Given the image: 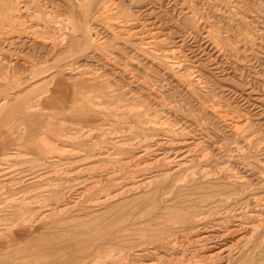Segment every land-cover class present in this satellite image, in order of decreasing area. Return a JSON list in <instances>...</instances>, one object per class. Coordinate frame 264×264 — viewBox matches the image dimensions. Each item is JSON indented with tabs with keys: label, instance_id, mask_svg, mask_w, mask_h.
Masks as SVG:
<instances>
[{
	"label": "rangeland",
	"instance_id": "1",
	"mask_svg": "<svg viewBox=\"0 0 264 264\" xmlns=\"http://www.w3.org/2000/svg\"><path fill=\"white\" fill-rule=\"evenodd\" d=\"M0 171V264H264V0H0Z\"/></svg>",
	"mask_w": 264,
	"mask_h": 264
},
{
	"label": "bare ground",
	"instance_id": "2",
	"mask_svg": "<svg viewBox=\"0 0 264 264\" xmlns=\"http://www.w3.org/2000/svg\"><path fill=\"white\" fill-rule=\"evenodd\" d=\"M22 6V5H21ZM18 9V8H17ZM21 9V8H20ZM19 9V10H20ZM16 10V9H15ZM23 11V10H22ZM50 12V11H49ZM16 13V12H15ZM58 22V21H57ZM32 24V23H31ZM34 26V25H33ZM30 27V26H29ZM65 27V26H64ZM37 31V30H36ZM65 33V32H64ZM60 36H63V35H60ZM25 37V36H24ZM29 37V36H28ZM53 39V38H52ZM67 40V39H66ZM87 40V39H86ZM59 41V40H58ZM61 41V40H60ZM54 43H55V41H54ZM86 43V42H85ZM62 44V43H61ZM66 44V43H65ZM48 46V45H47ZM51 48V47H50ZM48 52V51H47ZM43 56H44V54H43ZM10 59V58H9ZM21 62V61H20ZM26 64H28V63H26ZM56 64V63H55ZM56 65H58V64H56ZM45 66V65H44ZM54 66V65H53ZM28 69V68H27ZM23 71V70H22ZM54 77V76H53ZM57 77V76H56ZM56 80H58V79H52V81H56ZM59 81H56V83H55V86H56V84L58 83ZM95 84L96 83H94L93 85L95 86ZM99 84V83H98ZM52 93H54L53 91H52ZM51 93V94H52ZM54 95V94H53ZM155 97V96H154ZM143 113H144V111H143ZM174 113V112H173ZM142 115V114H141ZM136 116H138V115H136ZM135 116V117H136ZM172 118V117H171ZM144 119L146 120L147 118H145L144 117ZM162 119V118H161ZM151 120V119H150ZM139 122V121H138ZM145 122V121H144ZM147 122V121H146ZM156 122V121H155ZM132 123H133V121H132ZM139 124V123H138ZM138 124H136L137 126H139ZM191 124H192V122H191ZM141 125H143V124H141ZM140 125V126H141ZM135 126V125H134ZM143 127V126H142ZM145 128V127H144ZM155 128V127H154ZM157 128V127H156ZM130 129V128H129ZM153 129V128H152ZM163 129V128H162ZM92 130V129H91ZM137 130V129H136ZM141 130V129H140ZM173 130V129H172ZM175 130V129H174ZM230 130V129H229ZM147 131V130H146ZM152 131V130H151ZM159 131V130H158ZM89 132H90V129H89ZM92 132V131H91ZM136 132V131H135ZM137 132H140V131H137ZM148 132V131H147ZM105 133H107V132H105ZM133 133V132H132ZM104 134V133H103ZM134 134V133H133ZM142 133H140L139 135H141ZM147 134V133H146ZM149 134H151V132L149 133ZM148 134V135H149ZM135 135V134H134ZM143 135V134H142ZM152 135V134H151ZM94 136V135H93ZM236 136V135H235ZM83 138V137H82ZM90 138V137H89ZM147 138H149V137H147ZM85 139V138H84ZM130 139V138H129ZM125 140V139H124ZM123 140V141H124ZM128 140V139H127ZM132 140H133V138H131V142H132ZM148 140V139H147ZM150 140H152L151 138H150ZM158 140V139H157ZM86 141V140H85ZM120 141V140H119ZM122 142V141H121ZM140 142V141H139ZM149 142V141H148ZM78 143V142H77ZM88 143V142H87ZM147 143V142H146ZM151 143V142H150ZM163 143V142H162ZM145 144V143H144ZM144 144H142L143 146H144ZM87 145V144H86ZM129 145V144H128ZM207 145V144H206ZM89 146V145H88ZM119 146V145H118ZM118 146H116L117 148H118ZM131 146V145H130ZM134 146V145H133ZM219 147V146H218ZM121 148H123V147H121ZM111 149V148H110ZM208 149V148H207ZM88 150V149H87ZM87 150H86V152H87ZM90 150V149H89ZM120 150V149H119ZM124 151H126V150H124ZM128 151V150H127ZM178 151V150H177ZM146 152H148L149 153V151H146ZM96 153V152H95ZM143 153V152H142ZM145 154V153H144ZM143 158V157H142ZM127 159V158H126ZM119 160V159H118ZM128 160V159H127ZM117 161V160H116ZM121 162H123V161H121ZM133 162V161H132ZM124 163V162H123ZM137 163V162H136ZM119 165V164H118ZM123 165V164H122ZM125 165H126V163H125ZM145 165V164H144ZM208 165V164H207ZM49 167V166H48ZM125 168V167H124ZM141 168V167H140ZM139 168V169H140ZM120 169H122V167L120 168ZM129 169V168H128ZM131 169H133V168H131ZM138 169V168H137ZM134 170V169H133ZM136 170V169H135ZM134 170V171H135ZM141 170H143V169H141ZM128 171H130V169L128 170ZM159 171V170H158ZM1 172V171H0ZM132 172V171H131ZM163 173V172H162ZM10 174V173H9ZM157 174V173H156ZM164 174V173H163ZM1 175V174H0ZM165 175V174H164ZM167 175V174H166ZM105 176V175H104ZM160 176V175H159ZM161 176H163V175H161ZM112 177V176H111ZM117 177V176H116ZM144 178H146V177H144ZM111 179V178H110ZM58 182V181H57ZM107 183V182H106ZM98 184V183H97ZM141 184H142V182H141ZM59 187H61L60 185H59ZM55 188H57V187H55ZM62 188V187H61ZM110 188V187H109ZM125 188V187H124ZM58 189V188H57ZM96 189V188H95ZM112 189V188H111ZM7 190H8V188H7ZM10 190V189H9ZM70 190V189H69ZM87 190V189H86ZM89 190V189H88ZM90 190H92V189H90ZM110 190V189H109ZM210 190H214V189H210ZM209 190V191H210ZM6 191V190H5ZM50 191V190H49ZM56 192H53V193H51V194H53V195H55V197H58V195H63V193L60 191V190H55ZM99 191H101V190H99ZM52 192V191H51ZM111 193V192H110ZM217 194H218V192H216ZM99 194V193H98ZM101 194V193H100ZM104 194V193H103ZM116 194V193H115ZM217 194H215V195H217ZM64 195H65V193H64ZM97 195V194H96ZM113 195H114V193H113ZM207 195V194H206ZM82 196V195H81ZM100 196V195H99ZM106 196V195H105ZM211 196H213V195H211ZM203 197V196H202ZM205 197V196H204ZM53 198V197H52ZM51 198V199H52ZM136 198V197H135ZM212 198H214V197H212ZM217 198V197H216ZM26 199V198H25ZM47 199V198H46ZM79 199V198H78ZM81 199V198H80ZM98 199V198H97ZM97 199H96V201H97ZM105 199V198H104ZM103 199V200H104ZM206 199V198H205ZM215 199V198H214ZM223 199V200H222ZM221 199V201L222 202H224V198H222ZM225 199H227V198H225ZM36 200V199H35ZM56 200V199H55ZM53 201V200H52ZM58 201V200H57ZM61 201H63V199L61 200ZM65 201V200H64ZM100 201V200H99ZM197 201V200H196ZM205 201V200H204ZM218 201V200H217ZM219 202V201H218ZM107 203V202H106ZM211 203V202H210ZM29 204H31V203H29ZM77 204V203H76ZM208 204V203H207ZM27 205V204H26ZM25 205V208H23V209H21L20 211H21V216H23V215H26V214H28L29 212H28V210H27V206ZM47 205H49V204H47ZM51 205V204H50ZM53 205V204H52ZM55 205V204H54ZM66 205V204H65ZM211 205H212V203H211ZM220 205V204H219ZM23 206V205H22ZM44 206V205H43ZM221 206H224L223 204L221 205ZM220 206V207H221ZM30 207V206H29ZM212 207V206H211ZM214 207V206H213ZM30 209V208H29ZM43 209V208H42ZM61 209V208H60ZM64 209V208H63ZM187 209V208H186ZM212 209V208H211ZM34 210V209H33ZM53 210V209H52ZM59 210V209H58ZM188 210V209H187ZM206 210V209H205ZM29 211H31V210H29ZM40 211V210H39ZM182 211V210H181ZM190 211H192V210H190ZM28 212V213H27ZM54 212V211H53ZM2 213V212H1ZM32 213V215H33V212H31ZM31 213H29V214H31ZM191 213V212H190ZM196 213V212H195ZM182 214H179V216H181ZM191 215H192V213H191ZM194 215V214H193ZM197 216V215H196ZM193 217V216H192ZM189 218V217H188ZM206 219H207V217H205ZM5 219V218H4ZM26 219V218H25ZM30 219V218H29ZM176 219V218H175ZM186 219V218H185ZM188 220V219H187ZM190 220V219H189ZM60 221V220H59ZM182 221H184V220H181V223H182ZM256 221V220H255ZM180 222V221H179ZM189 222V221H188ZM13 223H15V222H13ZM49 223V222H48ZM216 223V222H215ZM95 224V223H94ZM168 223H166V225H167ZM172 223H170L169 225H171ZM132 225V224H131ZM203 225V224H202ZM65 226V225H64ZM180 226H182V224L181 225H179V228H181ZM185 226H188L187 224L185 225ZM184 226V227H185ZM192 226V225H191ZM200 226V225H199ZM198 226V227H199ZM205 226V225H204ZM165 227V226H164ZM170 227V226H169ZM172 227V226H171ZM183 227V226H182ZM196 227H197V225H196ZM197 227V228H198ZM207 227V226H206ZM173 228V227H172ZM175 228V227H174ZM173 228V229H174ZM194 228V227H193ZM196 228V229H197ZM200 228V227H199ZM170 229V228H169ZM176 229V228H175ZM182 229V228H181ZM184 229V228H183ZM201 229V228H200ZM200 229L198 230V231H200ZM164 230V229H163ZM190 230V229H189ZM204 230H205V228H204ZM207 230V229H206ZM216 230V229H215ZM113 231V230H112ZM192 231V230H191ZM197 231V230H196ZM201 231H203V230H201ZM218 231V230H217ZM235 231V230H234ZM136 232V231H135ZM171 233H172V231H170ZM174 232V231H173ZM184 232V231H183ZM186 232H188V231H186ZM211 232H213L212 230H211ZM159 233V232H158ZM161 233H163V231L161 232ZM180 233V232H179ZM179 233H176V234H178L179 235ZM198 233V232H197ZM202 233V232H201ZM204 233H205V231H204ZM216 233V232H215ZM219 233V232H218ZM234 233V232H233ZM175 234V233H174ZM193 234H195V233H193ZM199 234H200V232H199ZM203 234V233H202ZM214 234V233H213ZM219 234H221V233H219ZM239 235H240V232L238 233ZM177 235V236H178ZM181 235V234H180ZM180 235H179V237H180ZM185 235V234H184ZM201 235V234H200ZM215 235V234H214ZM217 235V234H216ZM232 235V234H231ZM158 236V235H157ZM173 236V235H172ZM156 237V236H155ZM159 237H160V235H159ZM167 237V236H166ZM169 238L171 237V236H168ZM174 237V236H173ZM176 237V236H175ZM211 237H212V235H211ZM211 237H210V239H211ZM124 238V237H123ZM126 238V237H125ZM143 238H144V236H143ZM163 238V237H162ZM157 239V238H156ZM168 239V238H167ZM167 239H165L166 241H167ZM219 239V238H218ZM226 239V238H225ZM224 239V240H225ZM9 240V239H8ZM140 240H141V237H140ZM149 240V239H148ZM155 240V239H154ZM162 240H164V239H161V241ZM172 241H173V238L171 239ZM195 240V239H194ZM202 240H204L203 238H202ZM205 240H206V237H205ZM212 240V239H211ZM223 240V241H224ZM7 241V240H6ZM144 241V240H143ZM169 241V240H168ZM201 241V240H200ZM220 241H222V240H220ZM219 241V242H220ZM139 240H138V244H139ZM142 242V241H141ZM150 242V241H149ZM157 242V241H156ZM206 242V241H205ZM212 242V241H211ZM214 242V241H213ZM212 242V243H213ZM2 243V242H1ZM122 243H124V241L122 242ZM134 243V242H133ZM133 243L131 244V247L133 246ZM164 243V242H163ZM162 243V244H163ZM200 243V242H199ZM207 243V242H206ZM92 244V243H91ZM127 244V243H126ZM128 244H130V243H128ZM135 244V243H134ZM124 245H125V243H124ZM143 245V244H142ZM148 245V244H147ZM146 245V246H147ZM154 245H156V244H154ZM160 245V244H159ZM165 245V244H164ZM205 245V244H204ZM217 245V244H216ZM129 246V245H128ZM136 246H138V245H136ZM158 246V245H157ZM215 246V245H214ZM223 246V245H222ZM10 247H12V245H10ZM139 247V246H138ZM143 247H144V245H143ZM20 248V247H19ZM121 248V247H120ZM119 248V249H120ZM123 248V247H122ZM151 248V247H150ZM182 248H183V246H182ZM211 248V247H210ZM216 248H217V246H216ZM18 249V248H17ZM116 249H118V247H116ZM130 249V248H129ZM157 249V248H156ZM181 249V248H180ZM125 250H128V248L127 249H125ZM136 250V252H137V250H139V249H135ZM154 250V249H153ZM216 250V249H215ZM122 251V250H121ZM129 251V250H128ZM151 251V250H150ZM156 251V250H155ZM127 252V251H126ZM125 252V253H126ZM162 252V251H161ZM169 252V251H168ZM179 252V251H178ZM218 252V251H217ZM222 252H223V250H222ZM127 253H129V252H127ZM141 253H143V252H141ZM144 253H145V251H144ZM165 252H163V254H164ZM167 253V252H166ZM197 253V252H196ZM134 254V253H133ZM137 254V253H136ZM140 254V253H139ZM162 254V255H163ZM209 254V253H208ZM214 254V253H213ZM212 254V255H213ZM127 255V254H126ZM138 255V254H137ZM141 255V254H140ZM143 255V254H142ZM141 255V256H142ZM168 255V254H167ZM211 255V254H210ZM220 255V254H219ZM221 255H223V254H221ZM131 256V255H130ZM129 256V257H130ZM146 256V255H145ZM166 256V255H165ZM170 256V255H169ZM225 256V255H224ZM143 257V256H142ZM176 257V256H175ZM178 257V256H177ZM221 257V256H220ZM131 258V257H130ZM162 258V257H161ZM172 258V257H171ZM197 258V257H196ZM204 258V257H203ZM164 259V258H163ZM168 259V258H167ZM167 259H165V260H167ZM173 259V258H172ZM190 259V258H189ZM224 259V258H223ZM155 260V259H154ZM174 260V259H173ZM182 260V259H181ZM185 260V259H184ZM106 261V260H105ZM133 261V260H132ZM131 261V262H132ZM149 261V260H148ZM151 261H152V259H151ZM164 261V260H163ZM183 261V260H182ZM111 262H113V261H111ZM127 262V261H126ZM135 262V261H134ZM178 262V261H177ZM184 262V261H183ZM107 263H109L108 261H107ZM128 263H130V262H128ZM82 264H84V263H82ZM92 264V263H91ZM114 264H116V263H114ZM119 264H127V263H124L122 260H121V262H119ZM133 264H150L149 262L147 263V261L145 262L144 260H138L137 259V263H133ZM165 264H166V262H165ZM171 264V263H170Z\"/></svg>",
	"mask_w": 264,
	"mask_h": 264
}]
</instances>
